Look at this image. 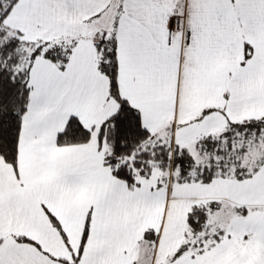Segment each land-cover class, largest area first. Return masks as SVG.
Returning <instances> with one entry per match:
<instances>
[{
    "label": "snow or ice",
    "instance_id": "1",
    "mask_svg": "<svg viewBox=\"0 0 264 264\" xmlns=\"http://www.w3.org/2000/svg\"><path fill=\"white\" fill-rule=\"evenodd\" d=\"M0 264H264V0H0Z\"/></svg>",
    "mask_w": 264,
    "mask_h": 264
}]
</instances>
